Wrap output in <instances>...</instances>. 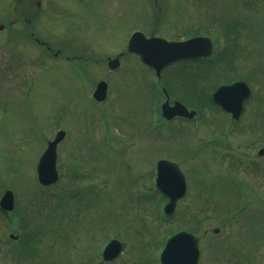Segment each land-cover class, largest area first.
Segmentation results:
<instances>
[{"label":"rangeland","instance_id":"374dc122","mask_svg":"<svg viewBox=\"0 0 264 264\" xmlns=\"http://www.w3.org/2000/svg\"><path fill=\"white\" fill-rule=\"evenodd\" d=\"M108 1L42 0L45 14L26 22L10 12L12 0H0V195L9 188L15 196L14 211L0 213V264H96L111 238L124 250L105 264H158L166 237L196 216L203 218L196 229L199 264H248V258L250 264H264V157L255 155L264 145V116L245 111L238 125L247 129L252 116L256 129L223 131V139L216 125L224 123H217L220 114L211 109L197 128L181 120L163 125L160 115L153 126L150 115L159 113L164 101L160 84L154 85L153 74L125 49L134 29L167 37L170 26L188 28L185 20L193 12L204 14L212 20L206 27L198 23L203 33L236 34L240 48L231 63L209 60L201 69L209 76L199 79L196 91L246 75L255 95H261L264 0H196L192 11L183 7L184 0H111L107 7ZM87 2L90 11L82 12ZM108 13L115 24L107 21ZM29 31L49 42L52 51ZM58 44L67 58L62 52L53 55ZM118 53L119 68L111 72L106 60ZM178 68L162 73L170 82V99L187 93ZM101 79L109 90L96 104L91 94ZM58 129L65 131L57 145L59 179L45 187L36 180L35 165ZM215 140L223 142L217 143L220 152L212 149ZM159 158L177 162L187 182L185 197L167 217L166 199L152 177ZM227 203L223 214L219 205ZM226 217L231 223L223 227Z\"/></svg>","mask_w":264,"mask_h":264},{"label":"water","instance_id":"95a60500","mask_svg":"<svg viewBox=\"0 0 264 264\" xmlns=\"http://www.w3.org/2000/svg\"><path fill=\"white\" fill-rule=\"evenodd\" d=\"M204 40L206 38L195 37L184 42H168L161 38H144L141 33H135L129 40L128 49L139 55L140 60L151 66L159 74L160 69L170 62L177 59L193 57L206 53ZM113 64L117 59L112 60ZM248 86L241 81L229 85H222L217 88L213 94V100L224 110L230 111L232 117L237 118L242 111L244 99L249 96ZM105 95V83L99 82L94 93L96 99H102ZM162 114L167 118L175 114L188 116L186 108L179 102H174L169 106L166 101L162 105ZM63 137V131L56 133L53 140L47 143V147L40 155L37 165V179L43 185H48L56 181L57 171L55 168L56 144ZM264 153V148L259 150ZM156 185L168 202L164 205V212L170 214L178 198L185 193V179L183 173L179 170L177 164L160 160L158 162V175ZM13 207V194L10 190H5L0 197V208L11 210ZM214 232L217 229L213 230ZM198 238L186 231H179L169 237L160 253L161 264H196L198 259ZM121 243L117 240H111L104 248L103 260H112L117 257L121 251ZM97 264H103L99 262Z\"/></svg>","mask_w":264,"mask_h":264},{"label":"flooded vegetation","instance_id":"af4514ba","mask_svg":"<svg viewBox=\"0 0 264 264\" xmlns=\"http://www.w3.org/2000/svg\"><path fill=\"white\" fill-rule=\"evenodd\" d=\"M12 1L14 5L10 9L11 10L10 12H15L17 14H20L19 17L24 16V20H26L27 22H29L31 20V16L35 14L37 15L45 14L43 10L46 9V6L44 3L42 4V0H12ZM42 5H44L45 8ZM28 36L32 37L33 33L28 32ZM36 41H38L40 45H44L43 41L41 42L37 39Z\"/></svg>","mask_w":264,"mask_h":264},{"label":"trees","instance_id":"16d2710c","mask_svg":"<svg viewBox=\"0 0 264 264\" xmlns=\"http://www.w3.org/2000/svg\"><path fill=\"white\" fill-rule=\"evenodd\" d=\"M182 71V70H181ZM181 71H179L178 73H177V75L179 74V75H182V76H186V74L184 73V74H182V72ZM193 75V72H191L190 70H189V76H192ZM192 79V78H191ZM193 80V79H192ZM168 82V81H167ZM167 82L165 81V84L167 85ZM192 85H194V81H193V83H192ZM191 85V86H192ZM170 87V84L168 83V88ZM195 88V87H194ZM191 92H192V94L193 93H195V91L192 89L191 90ZM0 213H2L1 211H0ZM198 220V219H197ZM185 227L188 229V230H190V231H195L196 229H197V223H196V227L195 226H193V223H191V222H186L185 223ZM195 225V224H194ZM34 238V237H33Z\"/></svg>","mask_w":264,"mask_h":264}]
</instances>
